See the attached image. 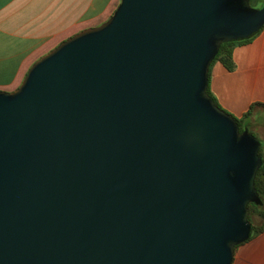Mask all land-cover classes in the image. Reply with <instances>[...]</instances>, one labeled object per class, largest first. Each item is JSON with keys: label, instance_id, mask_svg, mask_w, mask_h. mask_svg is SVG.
<instances>
[{"label": "water", "instance_id": "95a60500", "mask_svg": "<svg viewBox=\"0 0 264 264\" xmlns=\"http://www.w3.org/2000/svg\"><path fill=\"white\" fill-rule=\"evenodd\" d=\"M264 1L118 0L0 88V264H232L259 138L206 91Z\"/></svg>", "mask_w": 264, "mask_h": 264}, {"label": "crops", "instance_id": "0c3cea01", "mask_svg": "<svg viewBox=\"0 0 264 264\" xmlns=\"http://www.w3.org/2000/svg\"><path fill=\"white\" fill-rule=\"evenodd\" d=\"M117 1L0 0V88H15L39 55L106 19ZM232 56V69L218 60L210 63L208 89L232 115L250 110L246 127L264 141V25L249 41L234 45ZM232 258V264H264V226Z\"/></svg>", "mask_w": 264, "mask_h": 264}, {"label": "trees", "instance_id": "16d2710c", "mask_svg": "<svg viewBox=\"0 0 264 264\" xmlns=\"http://www.w3.org/2000/svg\"><path fill=\"white\" fill-rule=\"evenodd\" d=\"M261 2H263V0H249V3L253 4V5H258V4L260 5ZM262 26L260 28H258L257 30H260L262 28ZM257 30L251 32L250 35L247 37L223 40L222 43L220 44L215 56L211 59L210 63L214 60H218L221 63H224L228 68L232 69L234 67V63L232 60V58H233L232 51H233L234 45H236L238 43L249 41L250 38L252 37V34L255 33ZM206 91H208L209 94L214 99V101L218 105H220L218 103L216 97L213 95V93L211 91H209L208 86L206 87ZM249 113H250V110H247L244 113H241V115H239V116L233 115L234 119H236V121H237V124H238L240 130H242L244 127L247 126L244 118ZM258 153L261 156L262 160H261V163L258 166V168L255 169L254 185H255L256 191L259 195L260 202L256 203L255 201L250 200V202L248 203V219L250 220L251 225L249 228L250 233H249V236L246 240L250 239V237H252L253 235H256L257 233L262 231V228L264 226V141L260 140ZM254 213L260 217L259 222H255L253 220L252 216ZM241 243H239V244H241ZM239 244H236L234 246V251Z\"/></svg>", "mask_w": 264, "mask_h": 264}, {"label": "rangeland", "instance_id": "374dc122", "mask_svg": "<svg viewBox=\"0 0 264 264\" xmlns=\"http://www.w3.org/2000/svg\"><path fill=\"white\" fill-rule=\"evenodd\" d=\"M263 1H264V0H263ZM261 3H263V2H261ZM251 5H253V4H251ZM258 5H259V4H258ZM253 6H256V5H253ZM252 218H253V220H254L255 222H259V221H260V217H259V216H256L255 213L253 214Z\"/></svg>", "mask_w": 264, "mask_h": 264}]
</instances>
